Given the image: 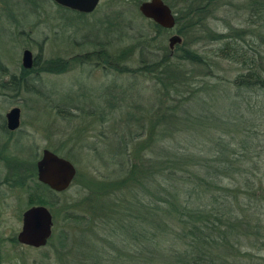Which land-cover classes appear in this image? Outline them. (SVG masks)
Wrapping results in <instances>:
<instances>
[{
  "label": "rangeland",
  "instance_id": "374dc122",
  "mask_svg": "<svg viewBox=\"0 0 264 264\" xmlns=\"http://www.w3.org/2000/svg\"><path fill=\"white\" fill-rule=\"evenodd\" d=\"M143 1L147 0H100L96 10L86 19H72L73 22L64 23L61 19L63 12L52 0H0V125L11 109L20 110L19 129L7 137L0 132V142L12 145L6 153L11 160L7 158L8 161L4 159L0 162V177L8 175L7 171H13V161L19 164L18 174L25 176L30 173L34 176L35 162L44 149L70 161L76 169L75 178L67 191L42 195L51 204L42 206L51 212L54 228L48 245L40 249L24 247L16 242L21 229V215L29 201L27 193L2 186L0 264H113L116 256L121 255L123 260L128 261L130 256L143 254L140 251L146 254L142 245L137 247V252L130 248L128 253L118 252L120 238H110L106 229L111 226L112 213L117 212L113 207L107 209L106 202L110 201L111 205L117 195L103 189L107 180L116 181L121 175L118 160L114 164L103 163L106 161V148L115 150L120 142L113 129L122 128L125 136L135 137L134 141L138 135H143L145 140L140 142L141 145L149 141L151 149L161 148V123H156V113L161 112V87L151 75H142L138 69L150 68L152 61L169 55L168 39L172 35H179L189 49L207 57L210 63H221L218 70L211 66L207 77L200 73V69L182 64L187 71H192L193 85H213L220 79L222 82L232 80L241 68L214 57L217 43L201 40L192 46L197 33H190L186 38L177 34L176 30L157 34L138 12V6ZM239 4L236 1L233 6L221 8L209 18L207 24L210 29L225 33L229 25L243 23L247 16L238 9ZM171 10L175 14V9ZM138 36L147 39L141 51L135 48ZM176 46L170 55L172 63H176L175 57L181 54L180 50H175ZM24 50L32 53L37 65L33 66L35 72L26 75L24 84L20 85L17 77L24 70L21 65ZM123 51L126 54L119 66L117 63L115 68L105 65L102 52L111 56ZM52 59L66 63L61 73L39 71L45 61ZM119 68L134 72H120L117 71ZM12 76L16 77L14 82L18 88L13 89L8 83ZM118 94L124 101L113 103L118 108L110 111L112 113L108 116L111 120L108 123L100 122L101 113L110 110L108 103H112L113 96ZM198 96L206 104L204 106L198 100L191 112L193 116H204L211 124L212 114L215 117L227 114L229 100L220 92L203 90ZM236 98L230 96L231 100L239 99ZM255 101L256 96H251V103ZM107 112L104 114L106 117ZM256 124H259L257 130L262 141L264 119ZM208 128L211 129V126ZM216 131L228 140V133L219 128ZM194 137V147L189 142H184L182 146L202 155L199 150H202L203 144L209 146L210 142L197 134ZM134 143L128 147L133 152L132 158L138 161L143 151ZM260 148L252 149L242 160V177L236 175L234 182L224 180L222 185L243 191V178H246L255 186L262 181L264 187V154L260 153ZM243 196L241 194L239 200ZM241 240L238 253L248 248L255 255L264 256V251L254 249L255 246L260 247L255 238ZM249 245L254 248L251 250ZM155 249L161 255V245ZM143 257L148 258L146 255ZM247 261L241 255L233 259L235 264H246Z\"/></svg>",
  "mask_w": 264,
  "mask_h": 264
},
{
  "label": "trees",
  "instance_id": "16d2710c",
  "mask_svg": "<svg viewBox=\"0 0 264 264\" xmlns=\"http://www.w3.org/2000/svg\"><path fill=\"white\" fill-rule=\"evenodd\" d=\"M163 1L175 9V27L173 30H165L149 21L152 30L157 34L176 30L184 38L190 33H197L192 46L201 40L217 43L214 57L238 65L241 72L225 82L220 79L213 85H193L192 71H187L182 64L200 69V73L207 77L212 70L211 66L214 65L218 70L221 63H210L207 57L189 49L186 42L175 48L181 51L175 57L176 63L170 62V51L162 59L152 61L150 68L138 69L142 75H151L161 87V112L156 113V123H161V148L151 149L149 141L141 145L140 142L145 140L143 135H138L134 141L135 137L125 136L122 128L117 131L113 129L120 142L115 150L106 148V161L103 163L109 165L118 160L121 175L116 181L107 180L103 189L117 195L111 205L110 201L106 202L107 209L113 207L117 210L112 213L111 226L106 229L110 238H120L121 247L118 252L128 253L130 249L137 252L139 245L147 252L144 254L140 251L143 254L138 252L130 256L128 261L123 260L121 255L116 256L112 262L235 264L233 259L241 255L248 260L246 264H264V256H257L248 248L238 253L241 239L248 240L250 237L255 238L260 247L249 241V244L256 247L249 245V248L257 252L264 251L262 181L255 186L254 182L243 178V191L222 185L224 180L234 182L236 175L242 177L241 162L252 149L261 147L259 151L264 154V138L260 141V131L257 130L259 124H256L264 119V0ZM236 1L240 2L238 9L247 16L245 21L236 26L229 25L225 33L211 30L207 20L214 17L221 8L233 6ZM57 7L63 12L61 19L64 23L89 16ZM137 41L135 48L143 50L147 39L138 36ZM101 54L105 65H113L115 68V64L119 66L126 52L111 56H106L104 52ZM33 64L35 68L36 58ZM142 64L145 62L142 61ZM65 65L60 59L47 60L39 71L61 73ZM34 68L23 70L21 76L17 77L20 85L24 84L25 76L32 73ZM117 71L134 72L127 68H119ZM15 78L12 76L8 82L13 89L18 88ZM210 89L220 92L229 100L227 114H222V117L212 114L211 124L208 118L191 114L198 100L204 106L206 104L198 96L199 93ZM119 95L113 96V102L108 103L110 110L105 111L107 117L104 111L101 113L100 122L108 123L111 120L108 114L118 108L113 103L124 101ZM231 95L239 99L231 100ZM251 96H256L254 104L251 103ZM208 126L214 130L210 131ZM217 128L229 134L228 140L217 133ZM195 134L210 142L209 146L203 144L202 150H199L202 155L190 147L182 146L184 142L193 146ZM255 139L257 143H254ZM130 143L143 151L140 160L132 158L133 152L128 147ZM241 194L244 196L239 200ZM37 203L45 205L46 200L38 196ZM158 245H161V255L155 249ZM85 246L89 247L87 244Z\"/></svg>",
  "mask_w": 264,
  "mask_h": 264
},
{
  "label": "water",
  "instance_id": "95a60500",
  "mask_svg": "<svg viewBox=\"0 0 264 264\" xmlns=\"http://www.w3.org/2000/svg\"><path fill=\"white\" fill-rule=\"evenodd\" d=\"M59 7L70 11L89 15L93 13L100 0H52ZM139 14L165 30L175 27V14L163 0H147L138 6ZM182 43L179 35L168 39V48L173 51L176 45ZM34 59L29 50L22 53L21 65L24 70L33 68ZM7 129L14 131L19 128L20 110L11 109L5 116ZM76 175L73 164L49 150H43L41 159L37 162L38 181L56 193H61L70 187ZM22 230L17 235V242L34 249L46 246L51 236L52 216L44 206H35L23 214Z\"/></svg>",
  "mask_w": 264,
  "mask_h": 264
},
{
  "label": "flooded vegetation",
  "instance_id": "af4514ba",
  "mask_svg": "<svg viewBox=\"0 0 264 264\" xmlns=\"http://www.w3.org/2000/svg\"><path fill=\"white\" fill-rule=\"evenodd\" d=\"M6 116V115H5ZM19 125H20V119H19ZM19 128H17L16 130H18ZM16 130L14 131H9L7 129V122H6V118L4 119L2 125H0V132L4 135V137H7L6 135L10 136L12 133L16 132ZM9 144L6 142V141H2L0 142V162H4V159L6 161L7 158V151H10V148L12 147V145ZM44 150H48V149H44ZM50 151V150H49ZM43 152V150H42ZM52 152V151H51ZM54 153V152H53ZM55 154V153H54ZM41 156H42V153H41ZM41 156L40 158L35 162V173H34V176L31 175L29 173V175H25V176H21L20 174H18V170H19V164H16L15 161L14 162V168H13V171H7L8 172V175H1L0 177V190H2V186H9L10 188H13V189H19V190H23L24 193H27L28 197H29V201H28V205L26 206V209L23 211L22 215H21V229L20 231L22 230V220H23V214L30 208L32 207H35V206H42V205H36L37 204V197L41 196L42 195H48L50 196L51 194H61V193H56L54 192L53 190H51L48 186L40 183L38 181V176H37V162L41 159ZM60 157V156H59ZM62 158V157H61ZM10 159V158H9ZM11 160V159H10ZM12 163V161H11ZM3 170V168H2ZM0 173H1V169H0ZM5 173V172H4ZM7 174V173H6ZM40 188V192H37V189ZM67 191V190H66ZM65 192V191H64ZM1 193V191H0ZM2 194V193H1ZM46 197V196H45ZM46 200V199H45ZM49 202V201H48ZM46 201V204L45 205H51L50 202L48 203ZM45 207V206H44ZM50 212V211H49ZM51 213V212H50ZM52 216V214H51ZM52 222H53V225H52V228H51V236H52V233H53V228H54V221H53V216H52ZM19 231V232H20ZM19 234V233H18ZM17 234V235H18ZM50 236V238H51ZM50 238L49 240L47 241V244L46 246L48 245L49 241H50ZM17 242V240H16ZM18 243V242H17ZM19 244V243H18ZM21 245V244H19ZM21 246H24V245H21ZM24 247H28V246H24ZM45 247V246H44ZM31 248V247H29ZM34 249V248H33ZM40 249V248H38Z\"/></svg>",
  "mask_w": 264,
  "mask_h": 264
}]
</instances>
